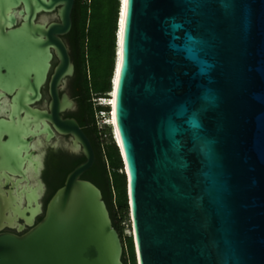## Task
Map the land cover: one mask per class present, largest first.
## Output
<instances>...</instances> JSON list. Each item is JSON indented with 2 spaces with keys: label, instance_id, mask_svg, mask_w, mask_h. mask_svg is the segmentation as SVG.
Listing matches in <instances>:
<instances>
[{
  "label": "water",
  "instance_id": "1",
  "mask_svg": "<svg viewBox=\"0 0 264 264\" xmlns=\"http://www.w3.org/2000/svg\"><path fill=\"white\" fill-rule=\"evenodd\" d=\"M118 1L109 119L136 264H264V0H128L120 45ZM73 6L0 0V80L24 114L12 136L27 150L28 126L49 139L52 123L85 159L38 224L36 203L26 233L0 235V264H123L102 193L82 179L95 162L90 141L60 116L76 108L61 94L74 74L62 40ZM45 86L48 105L32 108Z\"/></svg>",
  "mask_w": 264,
  "mask_h": 264
},
{
  "label": "trees",
  "instance_id": "2",
  "mask_svg": "<svg viewBox=\"0 0 264 264\" xmlns=\"http://www.w3.org/2000/svg\"><path fill=\"white\" fill-rule=\"evenodd\" d=\"M119 7L118 0H74L72 27L64 38L74 65L70 94L77 111L71 115L89 137L95 154L93 166L82 179L93 183L102 193L123 245V264H136L132 236L123 235L124 227H130L124 165L111 127L99 125L100 115H109V106L97 105L109 101L112 92ZM83 162V158L76 160L60 170L59 187L66 175Z\"/></svg>",
  "mask_w": 264,
  "mask_h": 264
},
{
  "label": "flooded vegetation",
  "instance_id": "3",
  "mask_svg": "<svg viewBox=\"0 0 264 264\" xmlns=\"http://www.w3.org/2000/svg\"><path fill=\"white\" fill-rule=\"evenodd\" d=\"M62 40L67 45L64 37ZM56 64L57 61L53 58L51 73ZM5 74L6 70L0 67V76ZM70 79H67L61 94L67 92L71 96ZM10 88V84L0 80V235L21 236L29 230L23 217H28L34 212L36 203L40 204L41 213L34 215V224L42 220L47 203L60 188V170L84 157L81 153L72 151L73 138L60 135L52 123H48L53 132L49 139L42 132L41 125L39 128L34 124L29 125L21 135V140L28 144V149L25 150L10 132L11 125H16L24 117L23 113L16 116L13 112ZM41 94V100L32 108L44 110L48 105L50 99L47 86L42 89ZM76 111L77 104L75 110L60 116L62 119H75L71 114ZM80 128L84 132L81 126ZM84 134L86 135L85 132ZM87 138L89 139L88 136ZM19 226L24 227L20 232L17 230Z\"/></svg>",
  "mask_w": 264,
  "mask_h": 264
},
{
  "label": "rangeland",
  "instance_id": "4",
  "mask_svg": "<svg viewBox=\"0 0 264 264\" xmlns=\"http://www.w3.org/2000/svg\"><path fill=\"white\" fill-rule=\"evenodd\" d=\"M121 3L123 4V2H122V0H121ZM121 4V5H122ZM120 18H121V16H120ZM119 27H120V19H119ZM118 36H119V33H118ZM117 63V57H115V64ZM112 93V92H111ZM99 101V100H98ZM107 104H109V103H107V102H105V101H102V102H97V105H102V107H106V105ZM111 111V110H110ZM111 112H109V114H110ZM111 117V116H110ZM100 120H99V125H107L108 127H111L110 125H112V123L111 124H109V115L108 116H106V115H104V114H101L100 115ZM131 228V226L130 227H127V226H125L124 227V231H123V235L125 236V237H131L132 236V230L130 229Z\"/></svg>",
  "mask_w": 264,
  "mask_h": 264
},
{
  "label": "bare ground",
  "instance_id": "5",
  "mask_svg": "<svg viewBox=\"0 0 264 264\" xmlns=\"http://www.w3.org/2000/svg\"><path fill=\"white\" fill-rule=\"evenodd\" d=\"M123 4H122V8H121V18H120V27H119V39H118V44L120 45V37H121V30H122V15L124 14V8H125V4H124V0H122ZM119 48H118V52H119ZM118 64L119 62H117V69L118 70ZM114 82H115V78H114ZM113 95V92L111 93V97ZM110 106H112L114 104V101L112 98H110V101L108 102ZM113 124V119H112V115L109 119V124ZM115 136H116V139L118 141V138H117V134L115 133Z\"/></svg>",
  "mask_w": 264,
  "mask_h": 264
},
{
  "label": "snow or ice",
  "instance_id": "6",
  "mask_svg": "<svg viewBox=\"0 0 264 264\" xmlns=\"http://www.w3.org/2000/svg\"><path fill=\"white\" fill-rule=\"evenodd\" d=\"M127 3H128V0H124L125 8H127ZM125 15H126V13L122 15V35H123V24H124ZM122 59H123V57H122ZM119 76H120V71L118 69V71H117V78H118V80H119ZM192 123H193L194 126H197L198 127V124L196 123L195 119H193ZM119 134L120 133L118 131V135Z\"/></svg>",
  "mask_w": 264,
  "mask_h": 264
},
{
  "label": "built area",
  "instance_id": "7",
  "mask_svg": "<svg viewBox=\"0 0 264 264\" xmlns=\"http://www.w3.org/2000/svg\"><path fill=\"white\" fill-rule=\"evenodd\" d=\"M131 226V225H130ZM131 229V228H130Z\"/></svg>",
  "mask_w": 264,
  "mask_h": 264
}]
</instances>
